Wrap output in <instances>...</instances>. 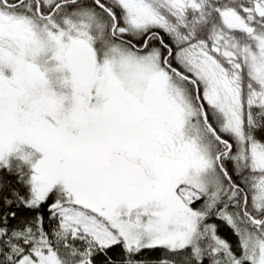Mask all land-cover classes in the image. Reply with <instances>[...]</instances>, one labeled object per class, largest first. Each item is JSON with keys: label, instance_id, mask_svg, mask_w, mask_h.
<instances>
[{"label": "snow or ice", "instance_id": "snow-or-ice-1", "mask_svg": "<svg viewBox=\"0 0 264 264\" xmlns=\"http://www.w3.org/2000/svg\"><path fill=\"white\" fill-rule=\"evenodd\" d=\"M0 264H264V0H0Z\"/></svg>", "mask_w": 264, "mask_h": 264}, {"label": "trees", "instance_id": "trees-1", "mask_svg": "<svg viewBox=\"0 0 264 264\" xmlns=\"http://www.w3.org/2000/svg\"><path fill=\"white\" fill-rule=\"evenodd\" d=\"M227 231V229H223L222 234L226 233Z\"/></svg>", "mask_w": 264, "mask_h": 264}]
</instances>
